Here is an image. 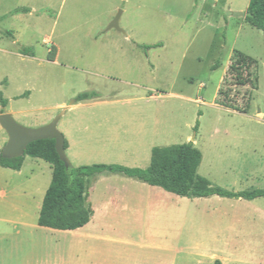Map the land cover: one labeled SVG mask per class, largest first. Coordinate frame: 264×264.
Segmentation results:
<instances>
[{
	"label": "rangeland",
	"instance_id": "rangeland-1",
	"mask_svg": "<svg viewBox=\"0 0 264 264\" xmlns=\"http://www.w3.org/2000/svg\"><path fill=\"white\" fill-rule=\"evenodd\" d=\"M249 1L0 0L4 113L31 129L62 114L57 129L69 144L72 168H146L152 148L195 137L200 176L228 191L264 189V36L241 16ZM21 8L30 12L13 13ZM119 9L124 34L106 31ZM156 43L162 46L146 55L139 48ZM234 51L257 61V90L234 88L225 79ZM216 62L220 67L212 70ZM220 89L235 94L239 107L251 93L248 113L216 106ZM84 92L99 97L76 102ZM6 137L0 127V140ZM51 177L41 160L27 162L19 172L0 168V264H126L127 256L161 264L156 256L168 253L149 255L156 253L152 242L196 248L192 254H203L198 264H264V198L188 199L148 192L147 185L120 176H101L86 194L99 221L97 233L88 236L37 225ZM128 184L141 186L135 198L144 222L165 219L173 235L144 233L143 248L137 249L136 238L107 228L133 209L129 199L136 190ZM114 192L129 198L113 201ZM4 197L22 213L4 210ZM195 262L184 253L177 264Z\"/></svg>",
	"mask_w": 264,
	"mask_h": 264
},
{
	"label": "trees",
	"instance_id": "trees-1",
	"mask_svg": "<svg viewBox=\"0 0 264 264\" xmlns=\"http://www.w3.org/2000/svg\"><path fill=\"white\" fill-rule=\"evenodd\" d=\"M29 13L27 8L15 10L13 13ZM12 14V13H11ZM239 17V14H234ZM244 17L246 24L260 31L264 36V0H250ZM226 20V19H225ZM161 43L152 45H140L146 55L150 49L161 47ZM23 55L28 50L21 51ZM220 67L216 62L212 70ZM257 61L239 51H234L232 60L225 72V79L234 88L252 87V91L258 89ZM253 93V92H252ZM25 93L21 97L27 96ZM96 93L84 92L77 96L76 102L82 103L98 98ZM252 94L248 93L245 104L242 107L237 105L234 95H230L229 89H220L217 93L215 105L240 114H247L250 109ZM7 106L0 92V114L4 113ZM202 112H197L201 117ZM199 119L195 121L193 132L197 133ZM68 143L64 138V149ZM25 157L40 159L47 163L52 171L51 182L44 194L37 225L52 230L66 231L76 230L84 227L91 218V212L86 203L84 192L92 186L98 177L116 175L131 179L136 182L158 187L165 192L178 197L188 199H207L220 197L253 201L264 198V189H251L246 191H228L212 185L206 178L197 173L201 162V153L192 142L167 147H154L151 150L150 164L147 168H128L120 165H92L72 168L70 175L65 172L63 163L54 148L53 140L36 141L29 144L24 156L16 159H4L0 154V167L12 171H19ZM214 264H221L215 261Z\"/></svg>",
	"mask_w": 264,
	"mask_h": 264
},
{
	"label": "crops",
	"instance_id": "crops-1",
	"mask_svg": "<svg viewBox=\"0 0 264 264\" xmlns=\"http://www.w3.org/2000/svg\"><path fill=\"white\" fill-rule=\"evenodd\" d=\"M5 140H7V137L5 139H1L0 140V148H1L2 145H4ZM194 147H195V145H194ZM68 148H69V144H68ZM68 148L65 150L66 156H67ZM150 157H151V152H150ZM38 160H40V159H33V158H30V157H25L19 171H22L25 168L27 162L31 163V161H38ZM201 161H202V154H201ZM149 164H150V160H149ZM149 164H148V166H149ZM200 165H201V162L199 164V167H200ZM199 167H198V170H199ZM2 169H5V168H2ZM141 169H144V168H141ZM198 170H197V173H198ZM94 185L95 184H93L92 186L88 187L85 190V192H84V197H85L86 203H87V205L89 207V210L91 212L90 221L84 227H82L80 229L66 230V231H62V232H67V233H73L74 234V233H78V232L81 231L82 233H86L88 236H92L93 234L97 233L96 232V231H98L97 227H99L98 226L99 225L98 215H97V212L92 208L91 203L87 201V195H86L88 190L93 188ZM122 185H126V184H122ZM128 185L130 187L135 188V190H136L135 193H131V194L129 193L130 194V199L129 200L131 201V199H132V201H133V203L131 204L133 206V209L129 208L130 212L126 213V215L125 214L122 215L118 219V222L113 223L112 225H109L107 223L109 225L107 228H109V230L114 231V232L119 230V228H121V229H123L122 231L125 232V234H124L125 237H127V238H133L134 237V239L136 238L139 241V243H138V241L135 242L136 245L138 244L137 249H139V248L142 249L143 248V240L141 239L142 238L141 236L144 233L146 235H148V236L156 235L157 233H160V234H163V235H168V233H171L170 235H173L172 234L173 231L169 232L171 230L169 228L172 226V224L167 222V220H165V219L164 220H160L158 223L156 222L158 219L148 221L147 223L144 222L146 216H144L141 213V209L139 208L140 201L136 200L137 198H135V197H138V194H139L138 190L141 189V186H139L138 184H128ZM145 185H147V184H145ZM144 189L148 190V192H156V193L161 194V195H170V196L174 195V194L165 192L161 188L152 187V186H149V185L145 186ZM2 196H3V194H2ZM111 196H112V200L113 201H117L118 200L119 202H122L123 198H125L126 195L123 194L122 192H114V193H112ZM174 196H176V195H174ZM5 198H7V197H4L3 199L5 200ZM128 198H129V196H126V199H128ZM8 200L4 202V204L7 205V208L4 209V210H8V212L11 211V212H14V213H17L18 211H21V213H22V210L20 208H16V206L13 203V201H11L10 199H8ZM40 209H41V207H40ZM148 210H151V204L148 205ZM39 212H40V210H39ZM148 214H151V211H148ZM38 217H39V215H38ZM148 220H150V219H148ZM3 221L4 222H9V221H5V220H3ZM41 228H45V227H41ZM47 229H49V228H47ZM144 229H145V231H144ZM54 231H58V230H54ZM125 242H127V241L125 240ZM149 245L150 246L153 245V246L157 247V248H151V251H156V253H150L149 255L155 256V255H158L161 251H164V252L168 253L167 258H164L163 256H161V257L156 256V258H158L160 260V262H162L161 264H177L179 257L181 255L183 256L184 253L191 259L196 258V262L195 263L198 264L199 261H200L198 259L201 257V255H203V254H201V252H196V253L192 254L193 250L194 251H199V250H197L196 248H192L191 246H189L186 249L187 251H184L180 247H176L174 244H170L169 242H167V243L163 242L161 245H157V244L152 242ZM139 257L137 259L136 256H131V257L127 256L126 259H128V260H127L126 264H141L140 260H139Z\"/></svg>",
	"mask_w": 264,
	"mask_h": 264
},
{
	"label": "water",
	"instance_id": "water-1",
	"mask_svg": "<svg viewBox=\"0 0 264 264\" xmlns=\"http://www.w3.org/2000/svg\"><path fill=\"white\" fill-rule=\"evenodd\" d=\"M123 10L119 9L115 17L108 24L106 31L116 30L123 33V30L119 27V20ZM62 114L57 115L48 124L38 127L36 129L25 128L17 124L10 114H0V127L7 135V142L0 150V154L4 159H16L24 156L27 146L36 141L53 140L54 148L59 157V160L63 163L65 172L69 176L72 170V165L66 156L64 149V136L57 129L58 122L60 121ZM195 137L190 142H193Z\"/></svg>",
	"mask_w": 264,
	"mask_h": 264
}]
</instances>
